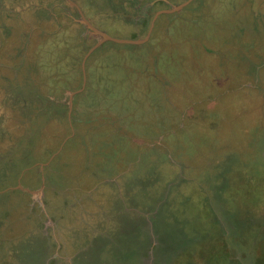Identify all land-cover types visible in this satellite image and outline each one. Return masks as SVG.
<instances>
[{"label":"rangeland","instance_id":"obj_1","mask_svg":"<svg viewBox=\"0 0 264 264\" xmlns=\"http://www.w3.org/2000/svg\"><path fill=\"white\" fill-rule=\"evenodd\" d=\"M9 1L43 9H0L30 19L0 73V264H264V0H86L148 37L92 52L36 38L63 0Z\"/></svg>","mask_w":264,"mask_h":264},{"label":"crops","instance_id":"obj_2","mask_svg":"<svg viewBox=\"0 0 264 264\" xmlns=\"http://www.w3.org/2000/svg\"><path fill=\"white\" fill-rule=\"evenodd\" d=\"M120 4L121 2L119 3V5ZM121 7H123L124 9L128 8V6L125 4L123 5V3ZM10 8L28 9V10L34 9V10H41V11L43 9L41 5L25 7L24 4H11L9 0H2V5L0 6V9H5L7 12L10 10ZM138 8H139L138 9L139 16L145 17L146 13L143 12L144 8H140V7ZM47 9H49L48 10L49 12H46L43 18H37L38 20L36 19L33 20V23H36L35 29L37 28V32H38V35H36V38H41L42 36L39 35V33H41L43 29L49 30V27H51V29H58L59 31L58 33H60L63 31L64 27H71V28L73 26L85 27L83 23H85L86 21H88V23L93 26H101L104 24L103 21H101V19L102 17H105L104 13H107V10H104L106 9V7L102 6V4L97 2V5L96 4L91 5L89 3H86V0H82L81 5H78L77 2L74 0H63L59 2H54ZM74 10H77L75 14L73 13ZM6 12L0 13V32H3L5 34L4 44L0 48V73L6 74L9 78H10V75L12 74L13 79H15V76L19 73V70L23 67L25 63V55L22 51H20L22 48L21 47L22 41L19 39L20 32L24 31V26L29 24L30 19H28L27 23L25 22L23 23V21H21L20 19H14V18L11 19L10 14H4ZM141 13H143L144 16H142ZM136 16L138 17V15ZM10 27L13 30L12 32H9ZM18 28H21V29L18 30V32H16ZM13 40L15 41L18 40V42L20 41V44L19 45L18 43L11 44L13 43ZM4 48H5V52H3ZM6 48H8L7 52H6ZM21 71H24L23 68ZM7 83H8L7 86L11 91L19 90L22 88L26 89L28 87V86L23 87L20 85L21 83L18 84L17 82L15 83L7 82ZM83 85H85V83ZM1 88H2V85L0 83V89ZM16 88H19V89H16ZM75 88L76 87L73 86V89ZM86 90L87 88L83 87V91L78 95L76 94L77 96L74 97V100L80 98V96L82 97L86 96V93H87ZM12 93L13 92H11V94ZM71 103H72V100H71Z\"/></svg>","mask_w":264,"mask_h":264},{"label":"water","instance_id":"obj_3","mask_svg":"<svg viewBox=\"0 0 264 264\" xmlns=\"http://www.w3.org/2000/svg\"><path fill=\"white\" fill-rule=\"evenodd\" d=\"M191 1H193V0H188L187 2L178 6L176 9H180V8L184 7L185 5L190 3ZM161 12L167 13L170 11H161ZM83 24L87 30H92L98 37V42L91 48L90 52L94 51L96 48H98L100 45H102L104 42H107V41H113V42H117V43H128V44H141V43L147 41V39H148V37H146L145 39H141V40H128V39L116 38V37L110 36L106 32L96 28L95 26L89 24L88 21H86Z\"/></svg>","mask_w":264,"mask_h":264}]
</instances>
